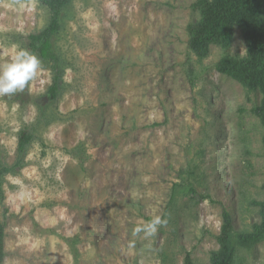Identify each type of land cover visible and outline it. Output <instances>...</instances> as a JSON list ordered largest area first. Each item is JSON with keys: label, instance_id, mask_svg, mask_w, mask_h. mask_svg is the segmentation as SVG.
<instances>
[{"label": "rangeland", "instance_id": "1", "mask_svg": "<svg viewBox=\"0 0 264 264\" xmlns=\"http://www.w3.org/2000/svg\"><path fill=\"white\" fill-rule=\"evenodd\" d=\"M195 1L73 0L52 39L59 98L52 60L30 91L0 96V170L33 135L2 175L3 264H212L224 209L233 264H264V242L238 244L262 222L261 94L215 68L247 55L239 28L205 58L190 48ZM50 19L39 0H0V64Z\"/></svg>", "mask_w": 264, "mask_h": 264}, {"label": "trees", "instance_id": "2", "mask_svg": "<svg viewBox=\"0 0 264 264\" xmlns=\"http://www.w3.org/2000/svg\"><path fill=\"white\" fill-rule=\"evenodd\" d=\"M51 14L50 25L39 34L29 36V52L36 54L40 60H52L54 73L53 85L48 89L49 99L57 100L61 94L62 74L58 67L60 57L53 51L52 39L64 27L63 12L69 9L73 0H39ZM192 8L199 13V19L189 24V46L200 57L210 54L213 44L228 48L233 43L235 30H241L248 48L246 56H223L215 68L218 73L226 75L240 83L248 92L261 94L260 103L252 108V113L260 119L264 126V0H197ZM33 140L29 132H21L18 144L19 158L14 167L0 170V202L5 199L2 175L18 167ZM264 143V135H263ZM261 207L262 222L254 224L251 232L240 234L238 244L252 248L264 242V201H253ZM233 220L228 209L223 210V223L217 236L219 249L212 252V264H233L235 247L232 243ZM5 223L0 222V264H3ZM186 264H192L187 254Z\"/></svg>", "mask_w": 264, "mask_h": 264}, {"label": "clouds", "instance_id": "3", "mask_svg": "<svg viewBox=\"0 0 264 264\" xmlns=\"http://www.w3.org/2000/svg\"><path fill=\"white\" fill-rule=\"evenodd\" d=\"M42 70V61L39 57L27 50L19 49L10 60L0 64V96H11L17 93L30 91L31 82ZM161 223L155 218L150 227L154 233L156 225Z\"/></svg>", "mask_w": 264, "mask_h": 264}]
</instances>
